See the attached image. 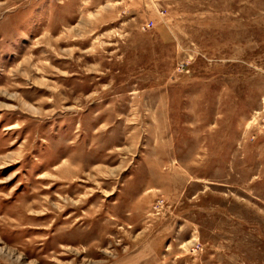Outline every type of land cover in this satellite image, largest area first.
I'll list each match as a JSON object with an SVG mask.
<instances>
[{"label":"rangeland","instance_id":"1","mask_svg":"<svg viewBox=\"0 0 264 264\" xmlns=\"http://www.w3.org/2000/svg\"><path fill=\"white\" fill-rule=\"evenodd\" d=\"M0 264H264V0H0Z\"/></svg>","mask_w":264,"mask_h":264},{"label":"bare ground","instance_id":"2","mask_svg":"<svg viewBox=\"0 0 264 264\" xmlns=\"http://www.w3.org/2000/svg\"><path fill=\"white\" fill-rule=\"evenodd\" d=\"M45 245L43 244L40 251H44Z\"/></svg>","mask_w":264,"mask_h":264}]
</instances>
